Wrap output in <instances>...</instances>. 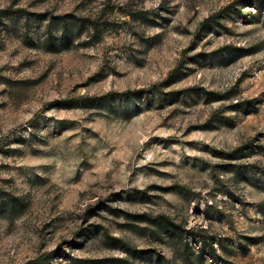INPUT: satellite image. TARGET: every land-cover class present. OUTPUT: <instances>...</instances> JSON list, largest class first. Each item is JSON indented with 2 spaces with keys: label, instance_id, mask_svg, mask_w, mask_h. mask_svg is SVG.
<instances>
[{
  "label": "rangeland",
  "instance_id": "1",
  "mask_svg": "<svg viewBox=\"0 0 264 264\" xmlns=\"http://www.w3.org/2000/svg\"><path fill=\"white\" fill-rule=\"evenodd\" d=\"M260 146L264 0H0V264H264Z\"/></svg>",
  "mask_w": 264,
  "mask_h": 264
},
{
  "label": "trees",
  "instance_id": "2",
  "mask_svg": "<svg viewBox=\"0 0 264 264\" xmlns=\"http://www.w3.org/2000/svg\"><path fill=\"white\" fill-rule=\"evenodd\" d=\"M210 17L207 18L203 24L207 25L209 22H210ZM93 25V30L95 32V36L97 39L101 38V32L98 30L97 28V25L96 24H92ZM72 23L70 21H64L62 22V26H61V32L64 34L65 37H68L69 36V33L71 32V28H72ZM49 40H51V44L52 46H54L55 48V45H56V37L53 35V34H50L49 36ZM134 91H131V90H128V91H125V92H111V93H108L105 97L106 98H99V100H112V99H115L116 97L118 98H121V99H130L134 96ZM178 91H173V90H170L169 92H166L165 95V99H167V101L169 102H172L176 95H178ZM159 98L162 99V95L159 96ZM166 101V100H165ZM255 144H252L251 142L250 143H245L243 144L242 146L238 147L235 152L233 153H237L239 152L242 156L243 155H252L253 153H256V148L254 146ZM259 149H264L263 146H260L258 147ZM256 150V151H255ZM259 151V150H258ZM11 209H14L15 206H16V201L15 200H12L10 203H9ZM261 205L264 206V203H261ZM152 221H154L158 226H159V231L160 233H165L166 235H170V236H175V237H178V238H181L180 239V242L182 244V248L184 249V254L185 256H190L192 254V251L190 249V246H189V242L188 241H183L182 240V235H181V232L179 231V229L177 228L176 224L173 223L170 219L169 216L167 215H164V214H159L157 216H155L154 218H151ZM127 245L128 248L132 249V247L125 243ZM205 252V248H203V246H200V249L198 250V256L199 257H202L203 254ZM194 253V252H193ZM209 257L210 259L212 260V262H218V261H222V258L220 257L219 253H218V249L212 244H210V247H209ZM50 258V254H46L42 257H39L37 260V262H40V263H44V261L48 260ZM186 258H189V257H186ZM36 262V263H37ZM185 262V261H184Z\"/></svg>",
  "mask_w": 264,
  "mask_h": 264
}]
</instances>
